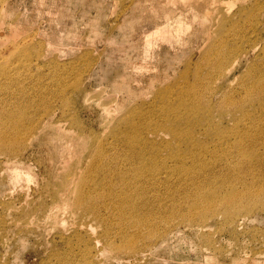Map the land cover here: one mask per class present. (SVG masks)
I'll list each match as a JSON object with an SVG mask.
<instances>
[{"label": "rangeland", "instance_id": "1", "mask_svg": "<svg viewBox=\"0 0 264 264\" xmlns=\"http://www.w3.org/2000/svg\"><path fill=\"white\" fill-rule=\"evenodd\" d=\"M159 1L0 0V109L8 111L14 121L8 133L14 127L20 128L21 143L12 152L14 159L7 161V156L0 154V264H58L66 257L67 261L81 264L80 236L97 243L100 229L94 223L89 229L90 221L79 210L60 205L48 212L50 193L62 190L61 182L69 169L80 166L83 170L86 160L81 157V146L85 140L91 143L94 138L109 155L117 153L121 157L122 147L114 136L121 126L131 122L142 134L157 128L163 107L160 93L180 82L191 58L193 61L205 53L214 33L216 38L220 35L217 23L222 17H232L239 10L252 15L258 30L251 32L248 19L243 20L240 37L249 42L240 49L249 52L251 42H259L249 61L242 63L264 59V0H192V8L181 13L191 26L189 46L179 47L181 50H176L177 41L168 44L171 25L166 29V21L155 18L165 4L173 7L171 13H176L178 2L170 5V0ZM163 22L167 33H161ZM224 25V48L233 47L234 52L240 43L233 46L231 25ZM154 30L161 33V46L164 40L167 43L146 59L143 40L152 33L153 41ZM237 65L232 71L225 68L230 70V77L222 82L234 97L241 98L244 91L239 76L245 68L235 69ZM201 69L203 75L208 73L202 63ZM247 108L253 112L250 105L246 104ZM149 110L155 116L150 117ZM42 121L51 126L34 138L31 133ZM260 129L264 131V124ZM59 135L72 141L66 151V143L60 142ZM259 147L258 155L264 162V148ZM117 165L123 163L118 160ZM16 169L28 173L29 178L16 179ZM259 170L264 174V164ZM83 176V171H76L73 177L77 181ZM173 180L170 182L178 187L180 184ZM164 191L161 204L171 207ZM65 194L62 198L67 200ZM179 202L187 214V205L181 199ZM221 212L219 209L204 222L190 223L177 217L173 227L177 229L153 254L139 256V264H264V207L240 216L236 222L226 221ZM124 260L103 255L98 264H132L128 258Z\"/></svg>", "mask_w": 264, "mask_h": 264}, {"label": "bare ground", "instance_id": "2", "mask_svg": "<svg viewBox=\"0 0 264 264\" xmlns=\"http://www.w3.org/2000/svg\"><path fill=\"white\" fill-rule=\"evenodd\" d=\"M170 2L177 4L176 13H171L173 7L165 4L162 8L158 7L161 10L157 11L155 18L166 21L168 26L165 27L163 22V28L168 29L171 25L167 34L171 36L168 44L177 41L179 46L176 50L182 46L188 48L191 26L181 13L192 8V0H170L167 4L172 5ZM244 11L239 10L232 17H222L217 23L220 35L216 38L214 33L211 41V36L208 38L211 42L208 49L202 56H196L198 58L195 57L194 62L191 58L180 75V82L162 90L161 123L156 129L142 134L137 125L131 122L121 126L114 133L118 140L116 142L122 147L121 157L117 153L109 155L103 144L94 138H91V143L85 140L81 146V157L86 160L82 164L83 170L80 166L74 168L75 172L69 169L70 172L61 182L63 193H50L52 202L48 212L60 205L79 210L90 221L87 227L94 223L100 229L97 243L81 236L79 241L77 239L81 248V264H98L99 256L103 255L108 259L128 258L132 264H139L142 259L139 256L148 252L153 254L158 245L167 241L177 229H173L177 217L181 216L190 223L204 222L221 209L226 221L236 222L240 216L245 217L258 207H264L261 200L264 197V174L259 170L264 162L263 157L261 159L258 155L259 146L264 148V131L260 129L264 124V59L258 63H254L257 59L242 63L249 61L251 51L259 42V39L253 40L249 52L240 49V45L249 42L240 37L243 20L248 19L251 32L258 30L252 15ZM249 20H252L251 23ZM225 23L231 25L233 46L240 43L235 47L239 49L234 52L233 47L224 48L227 46ZM165 28L160 27L159 31L162 29L163 33ZM157 31H153L157 33V36L153 34L157 41L152 38L155 42L151 41L152 33L144 37L146 59L151 57L153 50L167 43L164 40L167 32L161 46L159 39L162 36L159 38L161 33ZM172 36L177 38L173 40ZM201 63L208 71L206 75L201 72ZM238 63L235 69L245 68L239 76L243 98L234 97L232 90L227 91L224 83L230 77L228 72ZM227 66L230 70L225 71ZM211 84H215L214 88ZM246 104L253 108L252 113L246 109ZM148 115L152 117L155 113L149 110ZM10 122H14L11 114L0 109V154L6 155L7 161L14 159L12 152L21 144L19 127H14L8 133L12 127ZM49 126L48 122H40L31 136H42L45 127ZM58 139L66 143L65 151L72 143L63 135H59ZM118 160L123 163L122 166H119L120 163L117 165ZM76 171L84 172V176L77 181L73 177ZM13 173L19 181L29 178V174L22 170L16 169ZM172 179L180 185L174 187L170 182ZM238 186L242 188L240 191ZM165 189L171 207L161 204ZM64 194L67 200L62 198ZM180 199L182 204L187 205V214L181 209ZM240 212L244 214L239 215ZM88 228L91 229V226ZM80 239H83L82 242ZM206 245L209 246V242ZM58 264L75 263L74 260L67 261L66 257L63 262L58 260Z\"/></svg>", "mask_w": 264, "mask_h": 264}]
</instances>
